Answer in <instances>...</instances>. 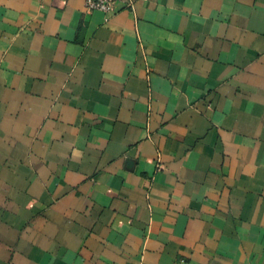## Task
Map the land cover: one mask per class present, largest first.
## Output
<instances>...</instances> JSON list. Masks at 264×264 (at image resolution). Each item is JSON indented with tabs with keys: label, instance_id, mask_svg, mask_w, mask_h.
Segmentation results:
<instances>
[{
	"label": "crops",
	"instance_id": "obj_1",
	"mask_svg": "<svg viewBox=\"0 0 264 264\" xmlns=\"http://www.w3.org/2000/svg\"><path fill=\"white\" fill-rule=\"evenodd\" d=\"M0 264H264V0H0Z\"/></svg>",
	"mask_w": 264,
	"mask_h": 264
},
{
	"label": "built area",
	"instance_id": "obj_2",
	"mask_svg": "<svg viewBox=\"0 0 264 264\" xmlns=\"http://www.w3.org/2000/svg\"><path fill=\"white\" fill-rule=\"evenodd\" d=\"M134 1L135 0H85V4L88 11L115 13L120 4L124 5L126 8H133Z\"/></svg>",
	"mask_w": 264,
	"mask_h": 264
}]
</instances>
